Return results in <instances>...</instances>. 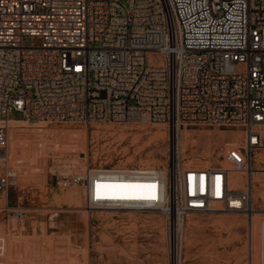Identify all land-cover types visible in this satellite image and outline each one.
<instances>
[{
    "label": "built area",
    "instance_id": "built-area-1",
    "mask_svg": "<svg viewBox=\"0 0 264 264\" xmlns=\"http://www.w3.org/2000/svg\"><path fill=\"white\" fill-rule=\"evenodd\" d=\"M24 37L40 43L24 45ZM12 111L17 119L45 123L151 121L170 132L190 124L237 130L240 140L224 164L186 163L170 148L161 166L86 164L56 173V183L77 189L86 210L157 211L166 259L176 264L188 213L264 214V197L253 201L251 178L253 156L263 146L264 0H0L4 194L16 183L7 153ZM231 175H239L240 186H231ZM10 211L22 219L26 210Z\"/></svg>",
    "mask_w": 264,
    "mask_h": 264
},
{
    "label": "rangeland",
    "instance_id": "rangeland-1",
    "mask_svg": "<svg viewBox=\"0 0 264 264\" xmlns=\"http://www.w3.org/2000/svg\"><path fill=\"white\" fill-rule=\"evenodd\" d=\"M22 43L37 45L40 39L24 37ZM157 59L152 55L148 61ZM9 117L20 122L8 124L7 131L8 163L16 183L6 195L0 192V264H170L157 211L86 210L77 189L56 183V173L81 170L86 164L161 166L170 148H177L186 163L224 164L226 152L237 146L241 135L231 127L190 124L179 128L173 147L170 130L161 122L84 126L24 121L13 111ZM261 130L263 146L252 161L254 203L264 197ZM241 181L231 175V186ZM13 206L25 208L22 219L12 215ZM262 219L260 210L188 213L176 264H259Z\"/></svg>",
    "mask_w": 264,
    "mask_h": 264
},
{
    "label": "bare ground",
    "instance_id": "bare-ground-1",
    "mask_svg": "<svg viewBox=\"0 0 264 264\" xmlns=\"http://www.w3.org/2000/svg\"><path fill=\"white\" fill-rule=\"evenodd\" d=\"M17 122H20L19 120H10L8 122L9 126L13 127L15 123ZM22 122V121H21ZM11 123V125H10ZM171 133V140H172V144H173V147L175 146L176 147V143H177V140H178V136H177V132H170ZM69 142V141H68ZM116 194H124L123 192H115ZM247 214H252L250 211H247L246 212ZM251 221H252V218H250V226H251ZM252 262V261H251Z\"/></svg>",
    "mask_w": 264,
    "mask_h": 264
},
{
    "label": "crops",
    "instance_id": "crops-1",
    "mask_svg": "<svg viewBox=\"0 0 264 264\" xmlns=\"http://www.w3.org/2000/svg\"><path fill=\"white\" fill-rule=\"evenodd\" d=\"M261 192H263V194H264V189L261 191ZM253 193V192H252ZM4 194V193H3ZM4 195H6V194H4Z\"/></svg>",
    "mask_w": 264,
    "mask_h": 264
},
{
    "label": "snow or ice",
    "instance_id": "snow-or-ice-1",
    "mask_svg": "<svg viewBox=\"0 0 264 264\" xmlns=\"http://www.w3.org/2000/svg\"><path fill=\"white\" fill-rule=\"evenodd\" d=\"M150 187H154V186H150ZM152 198L154 199L155 197L153 196Z\"/></svg>",
    "mask_w": 264,
    "mask_h": 264
}]
</instances>
